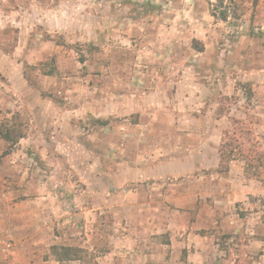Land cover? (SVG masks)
<instances>
[{"label": "rangeland", "instance_id": "374dc122", "mask_svg": "<svg viewBox=\"0 0 264 264\" xmlns=\"http://www.w3.org/2000/svg\"><path fill=\"white\" fill-rule=\"evenodd\" d=\"M254 1L234 0L223 20L218 0H0V264H124L122 204L136 178L202 197L195 181L238 160L264 194V89L243 72L264 46ZM9 130L23 135L14 145ZM220 137L219 167L198 168ZM250 201L230 205L249 214L237 234L227 221L209 229L225 252L209 249L203 264H264V195ZM155 205L168 219L178 209ZM163 227L143 232L164 257ZM163 261L190 264L185 252Z\"/></svg>", "mask_w": 264, "mask_h": 264}, {"label": "crops", "instance_id": "0c3cea01", "mask_svg": "<svg viewBox=\"0 0 264 264\" xmlns=\"http://www.w3.org/2000/svg\"><path fill=\"white\" fill-rule=\"evenodd\" d=\"M263 29L264 27L262 31ZM254 57L258 59L257 64H253L249 70L243 72L248 81L251 82L253 91H256L264 89V85H260L261 82H264V46L259 47ZM202 119L203 116L201 119L196 120L200 121ZM205 119V121L210 122L212 118L208 114ZM223 119L215 120L216 124L212 127L214 133L216 131L214 135L223 136L219 128ZM191 135H194V132ZM198 137L202 138L201 135ZM221 141L222 138L220 137L218 147L215 149L214 161L212 162V156H209L208 160L202 159L197 166L198 168L210 170L219 167L221 163L219 144ZM230 162V169L227 175L213 171V175L201 176L200 179L195 181L202 185V190H205V194L202 197H199V194L195 193L194 188H190V186H181L180 188L179 185L181 184H171L164 188L162 184L158 183L157 179H152L142 184L138 183L139 179H134L136 185L129 191V194L133 195L132 199H134V202L122 204L123 263L143 264L142 261H144V264H159L160 261L161 264H165L168 261L165 262L163 260H166L169 255L177 256L179 253L185 252L186 260L190 264H203L204 259L211 256L209 249H213L215 252L220 251V253L225 252L221 248L220 243H218L219 239H217V242L211 243V238L215 237L213 234L224 229L226 221L232 225V233L237 234L238 226L240 223L244 224L249 215L246 214L244 219L238 213L232 212V206L230 205L235 208L240 206V203L249 205L250 200L264 195L261 192L263 187L259 186L260 182L253 179L247 180L244 177V168L240 161L232 160ZM235 168H239L240 172L236 173ZM185 181L186 179L183 183ZM128 190V185L122 184V196L128 197ZM160 196L169 199L172 205L178 207L177 210H173L175 214L170 219H168L169 213L159 210L155 205ZM207 196L214 197L216 205H220L215 206V209L220 211L219 216L221 217H215L214 211L212 212L202 207V204L204 207L206 206V201L203 198ZM199 198L201 199L200 202H198ZM186 200L191 201L187 202ZM31 203L29 202V204ZM129 204L133 205L132 208H130ZM142 206H146L148 209H142ZM210 209H213L212 206H210ZM160 219L162 220L161 223L158 222ZM154 227H163L164 231L169 235L168 242L163 244L165 247L164 257L162 255L163 251L159 252V249H155L159 246L158 243H152L151 240L147 242V239H145L144 229ZM209 229H216L217 231L213 232L211 230L209 232ZM114 253L115 251L112 250L108 254L112 255ZM124 254L126 255L124 256ZM46 263L50 264L49 262Z\"/></svg>", "mask_w": 264, "mask_h": 264}, {"label": "trees", "instance_id": "16d2710c", "mask_svg": "<svg viewBox=\"0 0 264 264\" xmlns=\"http://www.w3.org/2000/svg\"><path fill=\"white\" fill-rule=\"evenodd\" d=\"M258 1L259 0H255L254 1V4H257L258 3ZM218 3H219V6L221 7V8H223V9H225L223 12H222V19L223 20H226V11H227V8L229 7V5L231 6V5H234V0H218ZM229 4V5H228ZM1 133H2V136L7 140V141H11V143H12V145H14L15 144V142L17 143V142H19V140L23 137V135L22 134H17V136H15V139H14V137H13V132H11L10 130L9 131H7V132H3V131H1ZM12 138H13V140H12ZM75 251H77L76 250V248H72V247H63L62 248V252L66 255V257L68 258V259H73V260H79L80 258L79 257H76V256H70V253L71 252H75Z\"/></svg>", "mask_w": 264, "mask_h": 264}]
</instances>
